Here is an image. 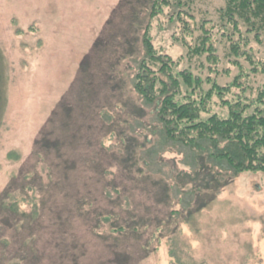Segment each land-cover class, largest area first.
Segmentation results:
<instances>
[{
	"label": "rangeland",
	"instance_id": "374dc122",
	"mask_svg": "<svg viewBox=\"0 0 264 264\" xmlns=\"http://www.w3.org/2000/svg\"><path fill=\"white\" fill-rule=\"evenodd\" d=\"M151 2L0 0V196L31 182L21 210L38 207L1 222L0 264H264V172L173 142L133 87ZM224 2L196 0L192 26H214ZM161 20L155 44L179 58L187 48Z\"/></svg>",
	"mask_w": 264,
	"mask_h": 264
},
{
	"label": "trees",
	"instance_id": "16d2710c",
	"mask_svg": "<svg viewBox=\"0 0 264 264\" xmlns=\"http://www.w3.org/2000/svg\"><path fill=\"white\" fill-rule=\"evenodd\" d=\"M195 1L152 0L143 20L142 54L135 62L133 87L144 101L156 104L157 117L173 142L185 148L208 142L216 159L240 171L264 172V57L252 46L264 49V0H224L223 6L217 8V23L211 28L210 18L200 16L192 26ZM155 19L177 27L174 40L187 48L185 54L175 58L162 45L155 44L151 33V21ZM198 30V41L191 40L189 37ZM25 48L35 49L29 45ZM4 57L0 45V62ZM224 77L228 80L221 81ZM4 79L7 77L0 72V131L7 105ZM30 183L25 185L29 188ZM25 187L19 195L9 194L15 188L12 187L0 196L1 231L4 222L13 226L22 217L34 218L37 214L38 207H33L32 213L21 210L22 202H28L30 197ZM90 210L91 204L85 210L78 207L79 212ZM66 220L71 222L70 215ZM132 221L136 222L131 220L127 226H119L118 221L119 227L114 223L113 232L135 229Z\"/></svg>",
	"mask_w": 264,
	"mask_h": 264
}]
</instances>
